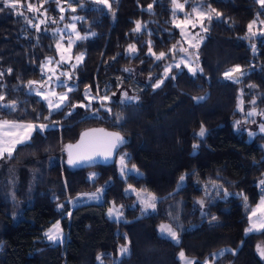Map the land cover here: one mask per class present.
<instances>
[{"label":"trees","instance_id":"1","mask_svg":"<svg viewBox=\"0 0 264 264\" xmlns=\"http://www.w3.org/2000/svg\"><path fill=\"white\" fill-rule=\"evenodd\" d=\"M67 1L78 7L86 39L74 53L85 59L74 71L76 89L67 104L50 114L28 81H45L43 63L57 56L58 24L44 17L57 18L58 4L19 0L12 9L0 0V93L3 103L16 105L0 107V120L49 127L0 159V264H182L181 252L195 264H264L257 255L264 229L246 233L264 196V133L250 139L249 126L264 106V36L247 37L248 25L264 20V6L258 0H212L221 15L206 21L199 50L203 71L174 68L155 88L181 46L171 0H116L111 9ZM28 3L39 12L29 11ZM129 45L136 52L129 53ZM149 48L166 56L157 60ZM237 66L243 75L227 79L224 73ZM242 89L245 112L238 110ZM125 90L136 99L125 100ZM253 109L256 114L248 115ZM201 126L207 129L202 138ZM92 128L125 138L116 162L70 165L68 145ZM122 156L136 174L121 175ZM131 188L154 195L157 211L145 215L134 206ZM100 189L102 203L71 207ZM179 199L184 204L175 243L159 227L167 220L164 206ZM112 205L120 209V221L108 217ZM57 222L66 234L62 244L44 239ZM121 246L128 248L124 255Z\"/></svg>","mask_w":264,"mask_h":264},{"label":"rangeland","instance_id":"2","mask_svg":"<svg viewBox=\"0 0 264 264\" xmlns=\"http://www.w3.org/2000/svg\"><path fill=\"white\" fill-rule=\"evenodd\" d=\"M88 1V0H87ZM87 1H84L82 3V5H87ZM91 1L93 4H98V5H102L105 6L108 9H111L112 6V1H116V0H108L107 4H103L98 2V0H89ZM156 1V0H155ZM172 2V0H171ZM259 2V0H258ZM179 3L184 4V8L183 10L181 9H177L174 8L173 3H172V23L175 26V28L179 31L180 36H181V46L178 47V49H176V52H173V60L167 64L165 66H171L170 70L167 73V76H165V68L163 69V71L161 72V76L160 79L157 81L159 82L160 80H165L171 73V70L174 68H177L176 65L179 64L180 66L178 67V69H184L186 71H188L190 74L192 75H196L198 73H201V71H196L195 74H193L192 72L189 71V65H191L192 67H196V63L198 60V64L199 67L201 68V61H200V54H199V50L201 48V46L204 44V42L206 41V32L207 31H203L201 29V21L199 20V18L196 16V14L193 12V9L196 8L200 11H203L205 13L209 12L210 9H215L212 5V0H179ZM110 5V7H109ZM58 7V17L55 18L54 16H50L44 17V20H46L45 22H55L56 25L55 28L53 29V32L56 36V49H57V56L56 57H51V63H49V59H46V61L43 63V71H42V76L45 78V81L42 80H37L38 82L44 83L45 87L43 88L44 92L48 91V87L47 85H51L52 88L55 89L57 94H63L65 92H67V100L65 101L64 105L61 106V108L59 110H55V109H49L50 113H56L60 110H62L64 108V106L67 104L68 100H69V94L76 89V83L77 81L75 80V76H74V71L76 68H78L81 64H83L84 59H85V54L84 53H79V54H75L74 53V49L75 46L82 40V39H77L76 38V33L78 32L80 34L81 37H84V35L82 34V32L79 29L78 23L81 21V18L79 17V14H77V6H73L68 4L67 0H60ZM63 7L64 11L61 12L60 8ZM75 9V11H72V9ZM175 13V14H174ZM186 15L188 18H190L193 23H195V27H192L191 24H188L184 27L183 32L184 34H182V29L181 28H177L176 24L180 23L181 21L185 20ZM216 14L212 13V17H214ZM63 16V19H60V17ZM75 18V19H74ZM206 21L207 19L205 18L203 20V26L206 28ZM70 25H75V31L72 29V27H70ZM253 33H255V35H253ZM195 36L196 38L193 40L192 37ZM264 36V20H256V23L253 25V29L252 32L248 31V38H260ZM191 44H198V47H191ZM57 45H60V47L58 48ZM181 48H185L187 49V52L181 51ZM67 50V51H65ZM82 55V60H77V57ZM64 57L63 60H61V57ZM185 61V62H181V61ZM53 69L54 70V74L52 72H49L48 69ZM61 73H67L71 76V79L68 78V75H61ZM51 75L52 76V80L49 81L48 80V76ZM240 75L242 76L243 74L240 72ZM59 77V79L61 81H64L65 85L64 87L58 86V84L56 83V77ZM229 80H239L237 75H234L233 78H227ZM162 85V84H161ZM160 85V86H161ZM34 88H39V84L35 85ZM68 88H71L72 90L69 92ZM157 88V87H155ZM243 89L240 92V98H239V105H238V110L245 112L246 106H244V101H243ZM34 95H37L35 93V91H31ZM87 92L89 93V95L87 96V99L89 101H93L94 98L91 95V93L89 92V90H87ZM127 92L126 90L123 91V93ZM129 96V93H127ZM42 101H44L47 106L48 103L47 101L43 98V96L41 95H37ZM133 97V96H131ZM257 99V98H256ZM256 99L254 100L255 103H253V101L251 102V105H255L256 104ZM135 100V99H133ZM131 100V101H133ZM129 101V100H128ZM241 101H243V103L241 104ZM49 108V107H48ZM242 109V110H241ZM18 123V122H17ZM23 124V123H20ZM29 124V123H27ZM264 124V106L261 108L257 119L254 121L253 124H250V128H251V134H250V139L254 136V134L256 132L258 133H264L260 131V126ZM36 125H40V124H36ZM45 125V124H44ZM49 127L47 126L45 129L41 130H35L32 131L30 133V139H27L24 141V143L22 144H17L15 146V149L20 146V145H24L28 142H30V140L32 139L33 135L37 132V131H41L44 132L45 130H47ZM119 166H120V173L122 176H125L126 174H136V170L135 169H131L128 168L127 166L124 167V165L121 164L120 160H119ZM123 168V172L121 171V169ZM262 189L264 190V185L261 186ZM129 194L135 195L136 196V202L134 204V206H139L142 210V212L147 215V214H151L157 211V202L158 199L156 198L155 201V208L154 209H147L144 210V206L141 203V198L142 197H147L151 194L142 192V191H136L134 189H129L128 190ZM139 194V195H138ZM98 196L99 199H95L93 198V196ZM84 196H87L84 194ZM264 198V196H263ZM85 200L93 202V203H102L103 202V189H100L98 192L96 193H90L88 195V197H85ZM77 204H82V199L79 198V200L73 201L70 203L71 207L74 208L76 207ZM183 200L179 199V200H175L171 203H168L164 206L163 210H164V214L166 216V221L163 222L162 224H168L171 225L172 228L178 233V229L181 226V215H182V209H183ZM117 208L116 206L112 205L111 208ZM258 207V206H257ZM256 207V208H257ZM255 208V209H256ZM119 209V208H117ZM254 209V210H255ZM120 212V209H119ZM258 216L259 213H257V216H253L251 214V218H250V224L249 227L255 223L257 225V227L249 232L246 230L247 234H251V233H259L261 232L264 228H260L259 227V220H258ZM109 217V215H108ZM110 218V217H109ZM111 220H115V221H120L121 220V216H119L118 218L116 217H111ZM59 223V227L60 229H62V234H63V240L59 241V242H52L49 241L45 234H44V239L47 242L50 243H54V244H62L64 243V241L66 240V234H65V230L64 227L62 225L61 222H57ZM55 223L50 229H53L55 231L54 226L57 224ZM161 224V225H162ZM249 227L247 229H249ZM48 231V230H47ZM46 231V232H47ZM45 232V233H46ZM159 232L160 235L170 239L172 241H174L175 243L179 242L176 240L171 239L170 237H168L166 234L161 233L160 231V227H159ZM178 237H179V233H178ZM259 246L263 247L262 243H258ZM257 245V246H258ZM257 255L264 260V256H261L258 249H257ZM181 259V258H180ZM185 259L187 260H192L195 262L194 259L192 258H188L185 256ZM185 259H181L182 264H185ZM99 264H104V262L100 259L99 260Z\"/></svg>","mask_w":264,"mask_h":264},{"label":"snow or ice","instance_id":"3","mask_svg":"<svg viewBox=\"0 0 264 264\" xmlns=\"http://www.w3.org/2000/svg\"><path fill=\"white\" fill-rule=\"evenodd\" d=\"M4 4L6 7H10L12 9H16L19 0H3ZM55 2L59 5L60 0H55ZM98 2L103 3V4H107L108 0H98ZM173 6L174 8L177 9H181L183 10L184 8V4L179 3V0H172ZM259 3L264 6V0H259ZM42 7V5H41ZM110 7V5H109ZM151 7V5L149 6ZM27 9L31 12H39V8L36 7L35 5H33L32 3H28L27 5ZM2 10V9H0ZM60 11L63 12L64 8L61 7ZM72 11H75V9L73 8ZM193 12L196 14V16L199 18V20L201 21V29L203 31H207V29L203 26V20L206 18L208 21H211L212 17V13H215L217 17H219L221 14L219 12H216L215 9H210L209 12L205 13L203 11H200L196 8L193 9ZM18 14H22V13H18ZM175 14V13H174ZM60 19H63V16L60 17ZM75 19V18H74ZM29 24L32 23L31 20L27 21ZM40 23H44L43 20L40 21ZM256 23V21H253L252 23H250L248 25V30L249 32H252L253 29V25ZM191 24L192 27H195V23H193V21L187 17L185 20L181 21L180 23L176 24L177 28H181L182 29V34H184L183 29L186 25ZM36 27L38 28L39 25H36ZM70 27H72V29L75 31V25H70ZM141 30V23L139 21L136 22V27L134 29V31L139 32ZM253 35H255V33H253ZM76 38L77 39H86V37H81L80 34L77 32L76 33ZM196 37L193 36L192 39L194 40ZM191 47L195 48L198 47V44H191ZM57 47L59 48L60 45H57ZM67 51V50H65ZM181 51L187 52V49L185 48H181ZM128 52L129 53H134L136 52V47L135 45H129L128 47ZM149 53L152 55L156 56L157 60L163 59L166 56V53L164 52H160L158 55H156L155 53H152L151 48H149ZM82 55L77 57V60H82ZM64 57H61V60H63ZM181 62H185V61H181ZM49 63H51V58L49 59ZM180 65L177 64L176 67L178 68ZM171 66H168L165 68V76H167L168 71L170 70ZM203 71L202 68L199 67L198 64V60L196 63V67H192L191 65H189V71L192 72L193 74L196 73V71ZM49 72H52L54 74V70L53 69H48ZM124 71H131L128 68H125ZM8 72H11V69L8 70ZM241 72V69L237 66L235 68H232L230 70H228L227 72L224 73L226 78H233V74L234 73H239ZM4 75L3 72H0V77H2ZM61 75H68V78L71 79V76L67 73H61ZM48 80L51 81L52 80V76L49 75L48 76ZM56 83L58 84V86L64 87L66 86L64 81H61L59 79V77H56ZM163 83V80H160L159 82L154 84V87H160V85ZM39 84V88H34V85H38ZM28 87L30 90L35 91V93L37 95H41L43 96V98L47 101L48 103V107L49 109H55V110H59L61 108L62 105H64L65 101L67 100V92L63 93V94H57L55 89L51 87V85H47L48 87V91L44 92L43 88L45 87L44 83L38 82V81H28ZM72 89L68 88V91L70 92ZM89 95V93L86 91L85 92V96L87 97ZM123 96L125 98V100H133L136 99L135 97H129L127 92L123 93ZM104 100L109 99V97L107 95H105V97H103ZM197 100H202L203 97H199V98H194ZM5 101V95L0 93V107H6V108H14L15 102H8V103H3ZM243 103V101H241V104ZM253 103H255V101H253ZM109 111H111V109H108ZM242 110V109H241ZM51 114V113H50ZM256 111L255 109H253L252 112L248 113V115H255ZM239 124V121H237V125ZM47 127V125L44 124H40V125H36V124H20L14 121H8V120H0V159L5 158V156L7 157H11L13 151L15 150V146L17 144H22L24 143L25 140L30 139V133L32 131L35 130H43ZM100 133H103L102 137H92L90 140L85 141L84 137H89L90 133L86 132L84 133V136L81 139L80 144H77L75 146L73 145H68V149H69V159H68V163L70 165H76L78 163H81L83 161H91L95 155L99 154V155H103L105 157L110 156L112 154V150L116 147L117 144L119 143H123V137H121L118 133H107L104 132L103 129L98 130ZM207 129L204 126H201L199 132H198V136L199 137H204L206 134ZM260 131L264 132V124H262L260 126ZM99 146H103L104 150L103 151H98V147ZM73 147H75V149L77 150L75 153H73L71 150L73 149ZM193 147H198V145H193ZM120 162L122 165H124V167H126V162H125V158L122 156L120 158ZM135 166H133L134 168ZM121 171L123 172V168L121 169ZM185 179L184 176L180 177V180L183 181ZM261 185H264V180L260 181ZM139 195V194H138ZM93 198L95 199H99L98 196H93ZM245 199H247L245 197ZM155 201H156V197L154 195H149L147 197H142L141 198V203L144 206V210L147 209H154L155 208ZM201 205H203V201L199 202ZM60 207H63L62 205H60ZM257 213H259L258 216V220H259V227L260 228H264V198L261 199L258 207L253 210L252 215L253 216H257ZM70 215V213H69ZM108 215L109 217H116L118 218L121 213L119 212V209L113 207V208H109L108 210ZM257 227V225L255 223H253L249 229H247V231L251 232L253 231L255 228ZM55 231L53 229H49L46 233L45 236L49 241L52 242H59L63 240V234H62V229H60L59 227V223H57L55 226ZM160 231L163 234H166L168 237H170L173 240L178 241L179 237H178V233L172 228L171 225L168 224H162L160 226ZM257 249L260 253L261 256H264V247L261 246H257ZM128 252V248L126 246H121L120 248V254L124 255ZM180 258L181 259H185V254L183 252H181L180 254ZM99 258V257H98ZM185 264H195L194 261L192 260H187L185 259Z\"/></svg>","mask_w":264,"mask_h":264},{"label":"water","instance_id":"4","mask_svg":"<svg viewBox=\"0 0 264 264\" xmlns=\"http://www.w3.org/2000/svg\"><path fill=\"white\" fill-rule=\"evenodd\" d=\"M103 129V128H92L89 129L85 132H83L80 136V139L77 141L76 144H74L73 146L80 144L82 137L84 136V133L88 132L90 133L89 137H84L85 141L90 140L92 137H102L103 133H100L98 130ZM104 132L107 133H117V132H111V131H107L105 129H103ZM119 134V133H118ZM121 137H123L121 134H119ZM124 142L123 143H119L116 145V147L112 150V154L110 156H103V155H95L94 158L91 161H83L81 163H78L74 166L80 167V166H96V165H108V164H114L118 158V154L119 151L121 149V147L123 146V144L125 143V138L123 137ZM104 148L103 146H99L98 147V151H103ZM73 153H75L77 150L75 149V147H73V149L71 150Z\"/></svg>","mask_w":264,"mask_h":264},{"label":"crops","instance_id":"5","mask_svg":"<svg viewBox=\"0 0 264 264\" xmlns=\"http://www.w3.org/2000/svg\"><path fill=\"white\" fill-rule=\"evenodd\" d=\"M89 195V194H88ZM88 195L87 196H81L80 198L82 199V204H88V203H93V202H90V201H87V200H85V197H88Z\"/></svg>","mask_w":264,"mask_h":264},{"label":"built area","instance_id":"6","mask_svg":"<svg viewBox=\"0 0 264 264\" xmlns=\"http://www.w3.org/2000/svg\"><path fill=\"white\" fill-rule=\"evenodd\" d=\"M42 79L44 80V77H42Z\"/></svg>","mask_w":264,"mask_h":264}]
</instances>
